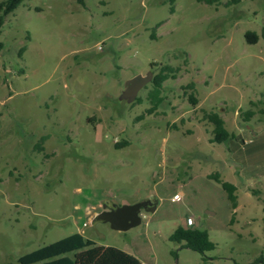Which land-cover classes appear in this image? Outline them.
<instances>
[{
	"label": "rangeland",
	"instance_id": "obj_1",
	"mask_svg": "<svg viewBox=\"0 0 264 264\" xmlns=\"http://www.w3.org/2000/svg\"><path fill=\"white\" fill-rule=\"evenodd\" d=\"M228 1L24 0L5 17L0 264L75 222L98 245L147 247L158 264H264V41L246 39L264 27V0ZM163 66L176 76L152 114V82L140 102L120 100L129 80ZM212 111L231 140L211 143ZM217 173L236 186V209ZM146 200L156 211L126 232L96 220ZM99 203L92 220L86 208ZM189 217L215 250L170 240Z\"/></svg>",
	"mask_w": 264,
	"mask_h": 264
},
{
	"label": "trees",
	"instance_id": "obj_2",
	"mask_svg": "<svg viewBox=\"0 0 264 264\" xmlns=\"http://www.w3.org/2000/svg\"><path fill=\"white\" fill-rule=\"evenodd\" d=\"M24 0H4L0 3V36L5 22V17L13 13ZM207 4H216L219 0H199ZM245 0H230L226 6H234L242 3ZM79 3L84 5V0H79ZM246 39L249 44H257L260 39L264 41V27L261 33L248 31ZM1 46V45H0ZM26 48L22 49L24 52ZM175 71L170 66H163L157 75H154L150 93L152 108L149 113L152 114L162 103V90L164 83L170 78H175ZM194 104L196 101L191 97ZM141 99L138 97L137 102ZM253 116L252 112L247 113V121ZM207 118L214 126L213 138L211 143L222 144L233 138V134L226 128V122L220 114L212 111L207 115ZM48 137H42L36 149L44 151V142ZM127 144V143H125ZM123 144H117L119 147ZM223 189L227 192L228 198L231 201L233 208H237V188L232 183L223 181L219 173L211 175ZM172 242L178 243L182 248L193 250L204 255L206 252L215 250L216 245L211 241L209 233L191 226H179L170 236ZM176 256L177 254L174 253ZM7 264H144L135 256L111 246H99L91 239L84 235L76 233L63 238L55 243L45 245L37 250L21 256L17 263Z\"/></svg>",
	"mask_w": 264,
	"mask_h": 264
},
{
	"label": "water",
	"instance_id": "obj_3",
	"mask_svg": "<svg viewBox=\"0 0 264 264\" xmlns=\"http://www.w3.org/2000/svg\"><path fill=\"white\" fill-rule=\"evenodd\" d=\"M154 74L149 72L146 75H137L129 80L125 85V90L120 96V100L134 103L139 97V93L148 84L153 81ZM157 209V203L151 200L128 204L122 206H112L110 210L105 209L101 212L96 220L110 224L111 228L116 231L126 232L135 228L142 223V211L154 213Z\"/></svg>",
	"mask_w": 264,
	"mask_h": 264
},
{
	"label": "crops",
	"instance_id": "obj_4",
	"mask_svg": "<svg viewBox=\"0 0 264 264\" xmlns=\"http://www.w3.org/2000/svg\"><path fill=\"white\" fill-rule=\"evenodd\" d=\"M126 204H129V202H125ZM125 204V205H126ZM100 203L97 205V206H94L93 207H87L86 208V214L88 217H90L92 220H94V217L98 214V213H94V211L96 210L97 207H100ZM143 218H145V215L143 216ZM87 223H85L86 225ZM195 224V223H194ZM182 226L186 227L187 226V223H184L182 224ZM194 226V225H193ZM191 226V227H193ZM71 230H73V232H70L69 234H64L65 230L64 228H62L61 230H59V232H55V231H51L49 232V235H50V242L47 243L46 245L48 244H52V243H55L63 238H66L70 235H73V234H76V233H79V234H82L85 236V231L82 229V227L80 226V224L78 222H75L73 223L72 225V228H70ZM54 235V237H56V235L60 236L59 238H54L55 240L53 241V237L52 235ZM86 237V236H85ZM87 238V237H86ZM98 245V244H97ZM45 246V245H44ZM99 246H102V245H99ZM43 247V246H42ZM108 247V246H106ZM41 248V247H40ZM39 249V248H38ZM133 256H135L136 258H138L142 263L144 264H158L157 260H155L154 262L151 261L147 255V247L143 246V245H138V244H135V245H132L131 247L129 248H126L125 250H123Z\"/></svg>",
	"mask_w": 264,
	"mask_h": 264
},
{
	"label": "built area",
	"instance_id": "obj_5",
	"mask_svg": "<svg viewBox=\"0 0 264 264\" xmlns=\"http://www.w3.org/2000/svg\"><path fill=\"white\" fill-rule=\"evenodd\" d=\"M180 199H181V197L179 195H176L174 197V200H180ZM186 223H187V226H193L194 225V221L190 217L187 219Z\"/></svg>",
	"mask_w": 264,
	"mask_h": 264
}]
</instances>
